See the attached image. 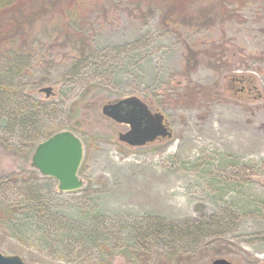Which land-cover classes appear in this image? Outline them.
I'll return each instance as SVG.
<instances>
[{
  "label": "rangeland",
  "instance_id": "1",
  "mask_svg": "<svg viewBox=\"0 0 264 264\" xmlns=\"http://www.w3.org/2000/svg\"><path fill=\"white\" fill-rule=\"evenodd\" d=\"M52 1L18 33L28 43L0 42L4 91L43 112L29 128L0 119V209H26L34 190L64 227H84V253L41 248V231L22 237L1 218L0 250L35 264H264V0ZM129 95L164 114L172 134L120 140L130 126L102 107ZM62 129L84 142L78 190L60 191L31 164ZM200 220L190 243L152 232Z\"/></svg>",
  "mask_w": 264,
  "mask_h": 264
},
{
  "label": "trees",
  "instance_id": "2",
  "mask_svg": "<svg viewBox=\"0 0 264 264\" xmlns=\"http://www.w3.org/2000/svg\"><path fill=\"white\" fill-rule=\"evenodd\" d=\"M28 1L29 3L18 0L12 3H10V1L4 3L0 1V42H13L14 39L21 37L23 32L18 34L21 32V29L24 30L29 23H33V21L35 22V15L37 12L48 11V1L51 0ZM61 2L62 0L52 1L54 7L56 8ZM27 37H29V35H26V37L22 36L21 39L23 40L24 38V42L28 43L29 38ZM27 51L28 50L26 48H19L18 54L27 55ZM1 76L2 74H0V107L5 105V109H2L3 112L0 113V119L4 118L5 120L6 118L8 120L10 118L14 122L19 121L24 126V128L32 127L37 116H41L42 111H40V108H37L36 103L29 100V97L26 94L20 91L17 93L4 91L5 87L11 83L10 80L7 81L9 77ZM35 141L36 140L34 139L32 140V144L30 145L31 147L35 146ZM35 190L38 191L37 188ZM29 195L28 201L24 207L26 209L24 210H20L14 206L2 207L0 209V218L4 223H6L8 227L5 229L12 230L15 233L21 231L20 235L22 237L26 236V232H28V234H38L39 231H41L40 235H38V237L35 239L37 246L47 250L57 249L60 251L75 253L77 255L83 254L84 227L82 229V226H77V223L75 222L64 227L62 224V219L55 218V215H57L56 212H53L52 210L49 211L43 207L45 204L41 202L42 198L39 196V193H36L33 190ZM16 215L19 216L20 219H16ZM171 224V222H164L160 224L155 223L154 227H152V232L157 233L158 235L159 233L170 232V234L173 235L175 244L176 241L178 244V242L184 239L183 236L187 235V240L190 243L192 238L189 239V237L192 235L197 237L200 230L204 228L203 226H205L200 220V222H194L190 230H185V233H181V230H176L174 227L171 228V226L179 227L178 225ZM195 242L196 241L194 239L191 242V245ZM139 254L141 253L137 252L136 255L138 256ZM176 254V251L170 250L167 256L170 258L171 256H176ZM32 257L35 259L38 258L34 254H32Z\"/></svg>",
  "mask_w": 264,
  "mask_h": 264
},
{
  "label": "water",
  "instance_id": "3",
  "mask_svg": "<svg viewBox=\"0 0 264 264\" xmlns=\"http://www.w3.org/2000/svg\"><path fill=\"white\" fill-rule=\"evenodd\" d=\"M49 96L53 87L42 86ZM103 113L116 121L127 123L130 128L119 133L120 140L130 145H143L158 136L171 135L165 116L153 110L148 103L137 95H129L107 102L102 107ZM84 156V142L71 129H62L41 140L35 147L31 164L43 175L58 181L60 191H73L84 184L79 169ZM0 264H35L25 260L19 254H6L0 250ZM211 264H236L226 257H216Z\"/></svg>",
  "mask_w": 264,
  "mask_h": 264
},
{
  "label": "flooded vegetation",
  "instance_id": "4",
  "mask_svg": "<svg viewBox=\"0 0 264 264\" xmlns=\"http://www.w3.org/2000/svg\"><path fill=\"white\" fill-rule=\"evenodd\" d=\"M166 122H167V120H166ZM158 138H162V137H158Z\"/></svg>",
  "mask_w": 264,
  "mask_h": 264
}]
</instances>
